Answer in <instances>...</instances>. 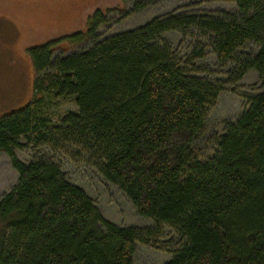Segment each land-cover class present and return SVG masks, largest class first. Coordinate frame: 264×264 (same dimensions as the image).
Listing matches in <instances>:
<instances>
[{
	"label": "trees",
	"instance_id": "trees-1",
	"mask_svg": "<svg viewBox=\"0 0 264 264\" xmlns=\"http://www.w3.org/2000/svg\"><path fill=\"white\" fill-rule=\"evenodd\" d=\"M233 1L235 12H173L102 39L106 12L96 9L84 30L29 47L32 97L0 115V151L18 172L0 198V264H132L137 243L157 229L104 219L55 162H21V138L92 153L98 173L141 217L178 236L166 264H264V90L224 125L211 157L191 148L224 83L255 70L264 84V0ZM143 9L142 0L132 1L131 12ZM173 31L208 39L217 60L232 65L228 80L199 77V42L181 58L164 38ZM247 45L256 52L237 57ZM43 93L72 98L76 112L52 125L38 111Z\"/></svg>",
	"mask_w": 264,
	"mask_h": 264
},
{
	"label": "rangeland",
	"instance_id": "rangeland-1",
	"mask_svg": "<svg viewBox=\"0 0 264 264\" xmlns=\"http://www.w3.org/2000/svg\"><path fill=\"white\" fill-rule=\"evenodd\" d=\"M133 0H0V115L23 107L33 94V66L28 58L32 45L41 44L51 37L84 30L88 16L96 9L106 12V22L97 28L100 39L125 30L138 28L150 20L173 12L218 15L236 11L233 0H142L145 9L132 11ZM164 38L172 44L181 58L191 56L195 43L203 57L194 61L199 77L208 81H225L233 69L221 64L212 52L208 39H199L196 31L183 37L179 32H168ZM84 48L78 47L76 51ZM247 45L242 52H256ZM69 54V53H68ZM65 55L57 52L55 56ZM193 69L192 65H187ZM214 103L207 106L205 131L192 144V153L200 159L211 157L224 125L235 122L249 106L251 97L263 92L264 84L255 70H250L240 81L224 83ZM70 97H55L43 93L38 111L52 125L66 114L76 112ZM15 150L17 158L29 163L36 158L55 162L66 178L82 188L101 212L104 219L120 227L153 228V237L137 243L132 264H166L180 240L168 226L157 225L141 217L118 185L105 180L97 171L93 154L76 145L59 143L57 147L35 146L26 143ZM18 181V172L10 158L0 151V198ZM1 229V224H0ZM1 241V233H0Z\"/></svg>",
	"mask_w": 264,
	"mask_h": 264
}]
</instances>
